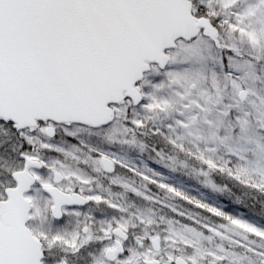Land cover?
Segmentation results:
<instances>
[{"label":"snow or ice","instance_id":"snow-or-ice-1","mask_svg":"<svg viewBox=\"0 0 264 264\" xmlns=\"http://www.w3.org/2000/svg\"><path fill=\"white\" fill-rule=\"evenodd\" d=\"M261 218L264 0H0V264H264Z\"/></svg>","mask_w":264,"mask_h":264},{"label":"rangeland","instance_id":"rangeland-1","mask_svg":"<svg viewBox=\"0 0 264 264\" xmlns=\"http://www.w3.org/2000/svg\"><path fill=\"white\" fill-rule=\"evenodd\" d=\"M169 176L171 183H175L178 186L183 187L185 190L189 191L194 196L207 198L210 203L212 202L224 203L220 200L217 193H212L211 189L208 190L203 188L205 178H202V180L199 181L195 177L192 178L181 177L182 175H180L178 172L174 174H169ZM253 215H255V213H253ZM261 226H264V224H261Z\"/></svg>","mask_w":264,"mask_h":264},{"label":"trees","instance_id":"trees-1","mask_svg":"<svg viewBox=\"0 0 264 264\" xmlns=\"http://www.w3.org/2000/svg\"><path fill=\"white\" fill-rule=\"evenodd\" d=\"M177 172L182 175L181 177H186V178H192V177H195L197 180H202V176L199 175V172L197 169H195L194 167L192 166H189L187 168H184V167H179L177 169ZM218 197L220 198V200L222 202H226L227 201V195L228 193H217ZM226 195V196H225ZM238 208L240 207H243V205H236ZM258 207V206H257ZM257 211H261V209L257 208Z\"/></svg>","mask_w":264,"mask_h":264}]
</instances>
